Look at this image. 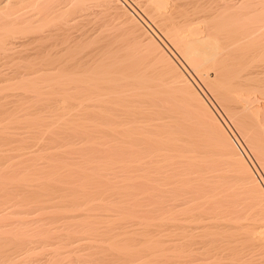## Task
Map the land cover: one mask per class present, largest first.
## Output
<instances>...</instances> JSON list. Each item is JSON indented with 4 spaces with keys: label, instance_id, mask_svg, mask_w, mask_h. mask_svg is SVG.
<instances>
[{
    "label": "bare ground",
    "instance_id": "bare-ground-1",
    "mask_svg": "<svg viewBox=\"0 0 264 264\" xmlns=\"http://www.w3.org/2000/svg\"><path fill=\"white\" fill-rule=\"evenodd\" d=\"M124 3L0 0V264H264V0Z\"/></svg>",
    "mask_w": 264,
    "mask_h": 264
},
{
    "label": "rangeland",
    "instance_id": "rangeland-1",
    "mask_svg": "<svg viewBox=\"0 0 264 264\" xmlns=\"http://www.w3.org/2000/svg\"><path fill=\"white\" fill-rule=\"evenodd\" d=\"M120 2L122 3V5H124V6L126 5V4L124 3V2H126V0H125V1H124V0H120ZM127 3H128V1H127ZM125 7H126L127 9H129V11H130L133 15H135L134 12H133V11H132L127 5H126ZM27 8H28V7H27ZM28 9H29V8H28Z\"/></svg>",
    "mask_w": 264,
    "mask_h": 264
}]
</instances>
